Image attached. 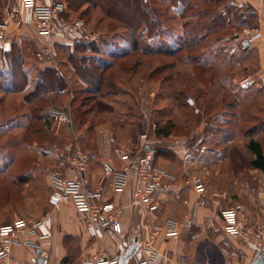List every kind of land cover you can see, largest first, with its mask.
Returning a JSON list of instances; mask_svg holds the SVG:
<instances>
[{
  "label": "rangeland",
  "instance_id": "374dc122",
  "mask_svg": "<svg viewBox=\"0 0 264 264\" xmlns=\"http://www.w3.org/2000/svg\"><path fill=\"white\" fill-rule=\"evenodd\" d=\"M259 1L181 0L175 6L171 0H148L158 10L156 36L152 39L147 31L137 32L141 50L117 59L108 75L113 84L108 82L99 90H88L83 82L69 85V95L55 100V105L66 110L68 120L59 118L55 129L41 133L0 129V226L51 214V172L63 170L62 161L69 165L78 150L87 159L98 152V140L102 144L112 137L113 147L101 151L110 159L105 162L112 164L123 144L132 149L150 145L193 161L195 165L184 173L209 170L212 174L202 164L212 156L215 161L229 158L220 164V172L229 170L251 181L254 175H261L249 165L253 156L245 148L252 138L264 143V77L260 75L264 13ZM75 16L87 21L91 31L99 30L100 58L113 62L115 55L131 49L128 31L104 18L99 7L83 4ZM258 32L261 37L251 42ZM246 40L250 41L247 49ZM182 42L185 49H179ZM63 45L56 46L53 55L66 61L69 50ZM159 47L172 52L158 54ZM164 66L167 68L162 69ZM60 72L69 78L73 75L69 68H60ZM19 102L16 96L8 98V116L19 112ZM99 109L111 112L98 114ZM110 120L118 129H111ZM66 122L71 129H65ZM100 123L103 129H88ZM158 129L169 133L167 141H157ZM65 242L67 255L76 263L81 252L78 241L66 238Z\"/></svg>",
  "mask_w": 264,
  "mask_h": 264
},
{
  "label": "crops",
  "instance_id": "0c3cea01",
  "mask_svg": "<svg viewBox=\"0 0 264 264\" xmlns=\"http://www.w3.org/2000/svg\"><path fill=\"white\" fill-rule=\"evenodd\" d=\"M49 1L39 0V3ZM61 1L67 5L65 0ZM0 25L5 29V35L0 39V71H6L2 58L17 48L26 59V70L30 74L32 83L40 71L69 68L73 75L71 78L64 75L68 88L59 94L58 98L69 95V85L73 86L72 84L82 82L76 76L68 58L65 61L61 55L54 56L53 53L48 55L44 52L48 45L38 34L33 10L24 7L21 0H0ZM58 45L59 49L63 48L61 45H66L65 48L69 50V53L74 52L72 45L59 42L53 45L54 50ZM54 50L53 52H55ZM34 72L37 74L32 77ZM260 75L264 77V59H262ZM8 86L9 84L5 83L3 89H0V110L3 113L0 129H28L30 115L23 104L24 95L9 91ZM11 96H16L20 100L21 108L18 113L10 117L8 116L9 111L5 108H7L8 98ZM50 96L54 97V95ZM65 112L66 110L62 111L59 105L50 104L44 113L43 129H55V122L61 115H65ZM102 124L91 126L88 129H103ZM110 124L111 129H118L111 120ZM121 128L123 127L120 126L119 129ZM65 129H71L67 122ZM72 129H75V126ZM113 132L111 136H113ZM103 134L108 136L107 133ZM167 138L168 136L158 134L157 141L164 142L167 141ZM104 140L102 144L98 140V152L86 159L88 175L95 187H99L98 179L102 173V164L106 160H110L102 155V148L113 147L111 142L114 141V138L112 137L110 140L107 138L105 140L107 143ZM261 143L264 149V143L262 141ZM148 147L150 149L151 146ZM171 148L174 153L179 154L180 158H184L173 145ZM160 150L164 154L163 148ZM228 159L222 158L215 161L214 157L209 156L202 160V164L203 162L206 164L204 170L209 167L212 174L208 179H205L206 190L201 193L188 185L187 181L191 176L201 177L204 174L184 173L188 166L195 165L193 161L189 163L179 157L172 155L164 157L162 155L160 163L178 175L173 189L161 193L160 205L155 212L148 211L141 214L137 210L131 209L123 221V232L121 234L109 233L104 240L93 239L89 236L84 227L82 216L71 199L67 198L58 207H52L49 205L48 198V205L52 208L50 215L54 220L52 236L39 241L36 249L26 246L17 247L14 249V254L21 264H38L37 251L39 249L44 252L45 264H81L85 260L94 258H118L125 264H137L141 258L146 256L144 246L148 232L158 229V237L154 242L160 255L158 264H253L264 253V234L259 247H254L243 238L230 237L225 231L223 211L229 208L238 209L246 230L262 229L264 232V198L258 194L260 190L264 189V173L254 175V181H251L250 178L247 179L245 176L234 174L229 170L220 172V164L226 163ZM113 162L116 167L122 165L117 155ZM61 164L63 170L60 171L68 172L69 175L73 174L72 166L66 165L64 160ZM255 172L258 173L259 170H255ZM134 185L135 180L131 178L128 188L120 194L113 190L109 182L101 188L105 200L127 204L131 199ZM50 190L51 194L53 192L51 186ZM214 193L221 196H213ZM169 221L179 225L178 234L175 236L167 234L166 224ZM141 224L148 225V230L142 228ZM66 238L78 241L81 252L76 263L73 262V257L66 253ZM134 249H136L134 255L126 258Z\"/></svg>",
  "mask_w": 264,
  "mask_h": 264
},
{
  "label": "built area",
  "instance_id": "2783aa9c",
  "mask_svg": "<svg viewBox=\"0 0 264 264\" xmlns=\"http://www.w3.org/2000/svg\"><path fill=\"white\" fill-rule=\"evenodd\" d=\"M21 4L33 10L38 34L48 45L44 50L48 55H52L53 45L58 42L73 45L83 38L94 40L100 36L99 33L91 31L81 19L64 20L62 15L66 5L61 0H50L41 4L39 0H21ZM260 10L264 13V0H260ZM4 35V26L0 25V39ZM260 37L261 33L258 32L252 36L250 41L253 42ZM59 118L68 120L67 115H61ZM177 144L179 145L180 142ZM118 155L122 163L120 168L109 162L102 164V173L98 179L99 187L93 186L88 175L85 155L80 150L68 163L73 167L72 175L60 170H53L50 175L53 192L49 197V205L58 207L65 199H71L82 216L87 233L93 239L104 240L109 233L121 234L124 229L123 221L131 209L141 214L148 211L155 212L160 205L161 193L172 190L177 180L175 174L154 164L152 153L142 155L140 150L134 151L129 145L123 144L118 150ZM210 175L209 170L201 177L194 175L187 181V184L204 193L205 179H208ZM131 178H134L135 185L129 203L120 204L104 199L101 188L103 185L109 182L113 190L120 194L128 188ZM258 194L264 198V189ZM213 196L221 195L214 193ZM223 219L225 231L230 237L243 238L254 247L260 246L263 230H246L238 209L224 210ZM141 225L142 228L148 230V225ZM166 228L169 236L178 234V223L169 221ZM53 231L54 220L50 214L37 220L20 218L2 225L0 227V264H21L14 254V249L21 246L36 249L38 242L49 239ZM158 232V229L148 232L144 246L146 256L141 258L137 264H158L160 255L154 246ZM120 263L118 258H94L85 260L81 264Z\"/></svg>",
  "mask_w": 264,
  "mask_h": 264
},
{
  "label": "trees",
  "instance_id": "16d2710c",
  "mask_svg": "<svg viewBox=\"0 0 264 264\" xmlns=\"http://www.w3.org/2000/svg\"><path fill=\"white\" fill-rule=\"evenodd\" d=\"M65 2L67 5L62 15L64 20H82L83 18L76 17L75 14L83 4H91L93 7H99L101 9L104 18L118 23L125 28L132 37L131 49H129L128 52L115 55L114 58L116 61L114 60L113 62L99 57L102 56L101 46L98 43L99 38L94 40L83 38L73 44L74 52L68 53V61L76 76L87 85L88 90H93V87L99 90L104 88L105 85L107 86L108 82L113 84L112 81L109 80L108 75L111 74L109 72L117 65V59H124L128 55L141 50L140 43L137 40V32H139V30L144 32L147 31L148 36L153 39L156 36V30L159 28L158 24L160 23V19L157 17L158 10L156 7H151L148 0H65ZM179 2H181V0H171V3L175 6H177L175 3ZM186 6L189 7V5ZM100 22H102V20H100ZM93 30L97 31L94 28ZM184 45H186V43H179V49H185ZM155 52L165 55L168 54V52H172V50L159 47ZM142 53L146 54L145 52ZM152 54L153 53H147V55ZM2 63L3 66L6 67V71H0V89H3L4 84L7 83L9 84L7 87L9 91L23 94V104L26 106L30 115L29 126L26 131L35 133L43 132L44 113L47 111L50 104L55 105V100L58 98V95L68 88V83L64 75L56 68L47 69L40 71L32 83L30 74L26 70V59L17 48H14L10 53L6 54L5 57L2 58ZM161 68L166 69L167 67L164 66ZM92 94L96 93L93 92ZM50 95H54V97ZM98 105H100V103H98ZM103 112L111 111H105L104 109L102 111L99 109L98 114ZM164 130L165 129H158V133L168 136L169 133H166ZM148 146L149 145H146L142 149L134 147L133 150H140L143 154L152 152L154 164L164 167L160 163V158L162 155L164 157L168 156L169 152L167 153L164 147H160L163 148V154L160 148L154 150L153 147L148 149ZM245 148L253 156L249 161V165L254 170H259L264 173V149L261 141L252 138L245 145Z\"/></svg>",
  "mask_w": 264,
  "mask_h": 264
},
{
  "label": "water",
  "instance_id": "95a60500",
  "mask_svg": "<svg viewBox=\"0 0 264 264\" xmlns=\"http://www.w3.org/2000/svg\"><path fill=\"white\" fill-rule=\"evenodd\" d=\"M243 45H244L245 49H247L250 46V43L248 40H246V41H244ZM148 149H149V147H148ZM135 251H136V249H134L133 252H131L126 258H130L131 256H133ZM37 256H38V264H45L46 263L44 252L41 249H39L37 251ZM120 264H125V263L121 262ZM253 264H264V253L260 257H258Z\"/></svg>",
  "mask_w": 264,
  "mask_h": 264
}]
</instances>
